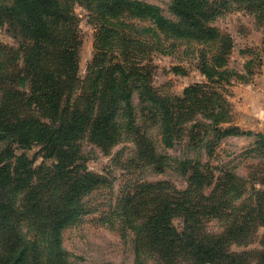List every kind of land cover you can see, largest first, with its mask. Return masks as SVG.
<instances>
[{
  "label": "trees",
  "instance_id": "obj_1",
  "mask_svg": "<svg viewBox=\"0 0 264 264\" xmlns=\"http://www.w3.org/2000/svg\"><path fill=\"white\" fill-rule=\"evenodd\" d=\"M74 1L83 2L0 1V15L11 18L10 22L21 27L34 45L24 59L23 69L15 63L3 71L0 84L7 85L3 87L5 100H24L39 113V118L16 120L0 115V141L28 147L34 139L46 150L45 156L55 158L53 172L34 185L29 184V169L24 171L26 176L20 177L23 173L19 168L12 174L9 162L0 165V233L6 254L0 262L34 264L30 258L39 255L42 248L39 241L31 244L15 226L9 211L12 201L5 198L10 189L7 186L14 179L13 189L26 185L41 190L33 201L31 189L25 191L21 214L39 221L33 236L45 237L43 254L51 262L76 264L60 254L61 229L81 217L86 210V194L111 185L105 174L88 170L80 150V142L87 139L103 150L131 141L141 167L156 173L170 168L185 177L186 185L180 189L167 179L144 180L128 187L121 196L118 207L122 208V222L129 223L137 240L147 239L152 245L156 264H264V232L259 239L260 249H230L232 244L248 245L258 228L264 229V189L255 181L237 176L232 168H222L200 157L202 150L212 156L217 142L231 135H254L251 150L259 153L264 150V134L221 125L229 114L228 101L218 91L208 89L207 84H193L181 95L159 94L139 65V56H133V49L127 45L136 43L135 39L124 30L115 40L110 33L105 36V46L96 50L88 65L94 68V75L81 79L67 32ZM85 1L94 4L101 14L114 17L116 27L118 23L126 25L139 36L159 38L161 31L202 45L200 70L208 80H222L227 72L225 55L232 46L231 38L210 25L228 4L226 0H170L173 18L166 17L158 5L141 0ZM230 1L263 16L264 0ZM121 14L147 19L150 25L127 23ZM106 20L109 22L108 17ZM114 43L123 48V57L99 63L98 57L106 59L107 48ZM8 48L14 56H20L16 49ZM24 87L27 92L22 90ZM3 110L4 102L0 101V114ZM150 128L157 130V137L153 138ZM177 145L194 148L198 155L171 154L169 149ZM174 216L182 219L179 229L171 221ZM211 219L221 225L219 232L206 229ZM139 258L136 264H140Z\"/></svg>",
  "mask_w": 264,
  "mask_h": 264
},
{
  "label": "rangeland",
  "instance_id": "obj_2",
  "mask_svg": "<svg viewBox=\"0 0 264 264\" xmlns=\"http://www.w3.org/2000/svg\"><path fill=\"white\" fill-rule=\"evenodd\" d=\"M82 1L72 3L70 13L72 19L67 21L68 43L74 52L76 72L81 79L85 80L88 75H94L92 72L94 68L88 65L96 50L105 46V36L110 33L112 40H115L114 37L122 35L124 30L131 33L135 39L136 43L127 45L133 49L131 50L133 56H139V65L144 67L143 71L146 72L150 85L159 94L181 95L186 87L193 84H207L210 87L208 89L218 91L228 101L229 114L221 121V125H233L242 130H252L254 134L258 132L264 134V10L261 17L226 0L228 4L223 6L210 25L217 27L231 38L232 46L225 55L224 69H227V72L222 80L210 81L200 70L201 50L199 49L202 45L184 38L176 39L161 31L159 38L139 36L134 29L126 25L118 23L116 27L113 24L116 23L114 17L105 16L94 4ZM141 1L158 5L166 17L173 18L169 10L170 0ZM107 17L109 22L106 20ZM120 18L138 26L150 25L147 19L126 17L122 14ZM10 19L8 16L0 15V83L3 81V71L10 70L15 63L23 69L24 59L29 51L34 49L33 43L23 34L22 28H16ZM119 46L118 43H114L107 48L109 50L106 59L102 60V56L98 57V62L114 61L115 57H123L124 54H121L124 53L123 48ZM8 47L16 49L20 56H14ZM248 61L251 63H247ZM6 86L0 84V101L4 102L1 117L8 116L15 120L25 116L39 118V113L33 106L29 107L25 104L24 100L6 101L3 92V87ZM22 90L27 92L26 87ZM134 99L137 102L136 95ZM41 120L46 121L44 118ZM150 132L153 138L157 137L155 128H150ZM254 139V135L223 137L217 142L212 156L208 157L202 150L200 157L222 168H232L237 176L247 178L250 182L255 181L257 187L264 189L262 182L264 181V150L259 153L251 150L255 145ZM80 150L88 170L105 174L111 185L101 187L83 197L86 210L78 220L61 229L60 254L62 257L65 256L68 262L76 264H136L138 256L140 264H156V252L152 249V245L147 243V239L137 240L134 230L128 226L129 223L122 222L123 218L119 214L122 208L119 209V202L128 187L144 180L167 179L180 189L186 185L185 177L170 168L164 173H156L150 168L141 167L140 162L135 160V145L131 141H122L103 150L89 140L83 139L80 142ZM169 152L176 155L186 153L191 157L198 155L197 150L186 145H177L169 149ZM7 153L11 154L10 158H4ZM45 155L46 150L34 139L29 142L28 147H22L13 141H0V165L9 162L8 170L14 174V169L19 168L23 173L20 177L26 176L24 171L29 169L32 175L29 179L30 185L41 183L46 174L53 172L55 158ZM10 183L5 198L12 201L9 211L14 216L15 226L19 227L22 235L29 239L31 244L39 241L42 245L41 253L37 256L35 254L34 259L31 256V263L62 264V262H51L46 258V254H43L46 249L45 237L33 236L39 221H31L21 214L22 197L25 191L31 188L25 185L17 190L13 189L14 179ZM30 191V201L35 200L41 193L37 188ZM171 221L176 228H181V217L174 216ZM206 229L219 232L222 228L216 219H211L207 222ZM263 232L264 229L259 227L254 234L253 242L248 245L232 244L230 249L236 252L260 249L259 239ZM2 239L0 233V258L6 255ZM0 264L4 263L0 262Z\"/></svg>",
  "mask_w": 264,
  "mask_h": 264
}]
</instances>
